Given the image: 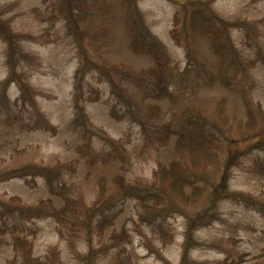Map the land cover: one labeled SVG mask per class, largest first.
Segmentation results:
<instances>
[{"label": "rangeland", "instance_id": "rangeland-1", "mask_svg": "<svg viewBox=\"0 0 264 264\" xmlns=\"http://www.w3.org/2000/svg\"><path fill=\"white\" fill-rule=\"evenodd\" d=\"M0 264H264V0H0Z\"/></svg>", "mask_w": 264, "mask_h": 264}, {"label": "trees", "instance_id": "trees-1", "mask_svg": "<svg viewBox=\"0 0 264 264\" xmlns=\"http://www.w3.org/2000/svg\"><path fill=\"white\" fill-rule=\"evenodd\" d=\"M189 32L192 36H196L197 34L203 35V36H210L211 34H213V36L215 38H218V33L212 32L211 27L209 26V24L207 23L206 19H199V22H195L194 20H192L190 22V26H189ZM31 171V170H30ZM29 170L23 171V172H18L17 175L18 177H24L28 174H36L35 171H31ZM17 175H13V177H17ZM190 198V197H188ZM41 210H36V211H32L30 213V215L28 216V219L31 218H40L41 217Z\"/></svg>", "mask_w": 264, "mask_h": 264}]
</instances>
